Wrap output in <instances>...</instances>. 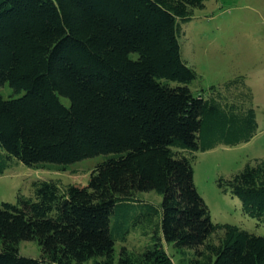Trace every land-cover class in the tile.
I'll list each match as a JSON object with an SVG mask.
<instances>
[{
	"label": "trees",
	"instance_id": "16d2710c",
	"mask_svg": "<svg viewBox=\"0 0 264 264\" xmlns=\"http://www.w3.org/2000/svg\"><path fill=\"white\" fill-rule=\"evenodd\" d=\"M207 1L0 0V85L20 94H0V174L15 159L66 169L105 155L87 185L39 179L0 201V264H116L137 211L157 212L137 197L151 190L163 195L153 242L117 264H177L165 243L182 264H264V236L214 222L194 179L198 152L259 128L245 77L207 95L190 86L180 22ZM219 186L264 223V157ZM32 239L40 257L20 253Z\"/></svg>",
	"mask_w": 264,
	"mask_h": 264
},
{
	"label": "rangeland",
	"instance_id": "374dc122",
	"mask_svg": "<svg viewBox=\"0 0 264 264\" xmlns=\"http://www.w3.org/2000/svg\"><path fill=\"white\" fill-rule=\"evenodd\" d=\"M180 23L182 56L198 72L191 88L207 95L212 85L223 88L226 82L245 77L254 94L259 125L257 134L248 142L221 144L198 152L193 162L196 186L214 222L237 224L264 236V223L244 213L241 200L219 186L221 177L229 178L247 163L255 164L257 158L264 157V0H208L204 8L195 10L192 19ZM0 94L6 98L20 96L9 83L0 85ZM103 159L105 155H96L71 163L66 169L38 168L15 159L0 174V201L15 203L20 193L33 194V182L39 179L87 185L92 170ZM137 197L156 207L157 212L153 217H144L146 208L137 211L136 222L131 224L126 239L116 241V264L123 249L135 256L153 242L152 235L161 219L162 194L151 190L138 192ZM212 241L218 242V236L214 235ZM19 248L21 254L29 257L37 258L42 253L35 239L22 240ZM165 248L174 254L177 264H182V255L174 244L165 243ZM95 259L83 264H94Z\"/></svg>",
	"mask_w": 264,
	"mask_h": 264
}]
</instances>
